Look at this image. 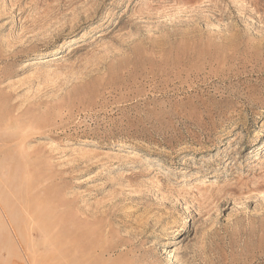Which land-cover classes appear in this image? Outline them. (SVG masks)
<instances>
[{"label":"rangeland","instance_id":"374dc122","mask_svg":"<svg viewBox=\"0 0 264 264\" xmlns=\"http://www.w3.org/2000/svg\"><path fill=\"white\" fill-rule=\"evenodd\" d=\"M0 264H264V0H0Z\"/></svg>","mask_w":264,"mask_h":264},{"label":"bare ground","instance_id":"6f19581e","mask_svg":"<svg viewBox=\"0 0 264 264\" xmlns=\"http://www.w3.org/2000/svg\"><path fill=\"white\" fill-rule=\"evenodd\" d=\"M31 64L34 63V61L30 62ZM29 65V64H28Z\"/></svg>","mask_w":264,"mask_h":264}]
</instances>
